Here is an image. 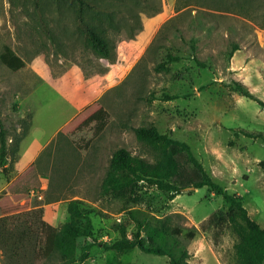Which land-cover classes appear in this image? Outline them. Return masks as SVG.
Returning a JSON list of instances; mask_svg holds the SVG:
<instances>
[{
    "label": "rangeland",
    "instance_id": "1",
    "mask_svg": "<svg viewBox=\"0 0 264 264\" xmlns=\"http://www.w3.org/2000/svg\"><path fill=\"white\" fill-rule=\"evenodd\" d=\"M87 1L96 9L79 13L72 0H0V55L7 48L24 62L12 72L0 61V132L6 139L0 197L26 193L24 209L0 217V264H62L41 252L43 225L59 230L69 221L71 201L91 211L98 244L74 264H169L168 257L137 248L103 247L133 240L139 224L147 242L144 230L160 228V221L183 232L163 238L165 244L156 238L177 257L187 252L180 264H195L198 250L208 253L210 264L214 253L237 264L235 233L225 227L216 237L219 229L200 230L212 213L228 209L209 188L174 195L142 182L127 203L103 194L101 185L119 148L152 165L161 160L134 134L154 125L187 143L211 179L239 195L264 228V141L238 132L264 136V107L232 89L244 85L264 103V0ZM86 28L104 39L107 57L91 46ZM165 50L180 60L158 69ZM75 92L89 95L81 107L98 101L106 113L103 128L92 123L57 133L78 108ZM20 153L37 155L23 172L22 188L9 190ZM188 230L197 231L192 240L184 235ZM91 242L79 240L78 254Z\"/></svg>",
    "mask_w": 264,
    "mask_h": 264
},
{
    "label": "trees",
    "instance_id": "2",
    "mask_svg": "<svg viewBox=\"0 0 264 264\" xmlns=\"http://www.w3.org/2000/svg\"><path fill=\"white\" fill-rule=\"evenodd\" d=\"M77 4L79 13L83 9H96L94 4L87 0H72ZM85 35L91 46L101 55L107 57V46L102 37L90 28L85 29ZM233 51L229 56H232ZM180 60L178 55H174L170 50H165L162 59L158 63V69L165 68L168 64ZM0 61L12 72H17L24 67V62L9 49H5L0 55ZM232 89L238 91L242 96L256 101L264 107V103L254 98L244 85L234 83ZM175 96H165L166 100H173ZM106 113L98 103L94 101L75 115L59 131L60 134H73L92 123L98 124L103 128ZM237 132V131H236ZM239 133L254 138H262L260 133L253 134L244 130ZM136 139L159 151L161 160L155 165L147 163L144 159L132 156L126 149L119 148L111 156L109 171L105 176L101 190L103 194H114L120 196L125 202L129 203L138 187L142 182L155 186L158 190L172 192L178 195L184 191L197 190L203 187L210 189L215 195L221 196L227 203L226 213H212L200 224V230L205 232L208 229H219L227 227L237 235L238 241L234 244V251L237 264H263L264 262V228L253 221L247 210L243 207L242 198L236 194H230L220 184L214 182L207 174L200 161L192 153L189 145L185 142L175 140L167 134L160 133L154 125L139 127L134 130ZM6 153V139L3 132H0V155ZM176 160H179L176 162ZM182 160V163H181ZM4 166V163L1 162ZM264 168V161L260 162ZM31 170V169H30ZM27 171V170H26ZM30 172V171H29ZM2 173L8 174V170L3 167ZM28 173V172H27ZM27 176V175H26ZM25 173L20 175L9 184V190H19L25 184ZM26 193L4 195L0 197V217L11 213H16L25 207L20 204ZM69 221L59 230L43 225L44 243L41 252L44 256H57L62 264H74L83 262L88 258V251L96 244L94 225L91 219V211L83 207L78 201H71L67 206ZM160 228L155 226L144 230L147 242L141 239V224L133 230V240L120 239L109 244H103L107 250L124 251L137 248L143 253L166 256L169 264H180L189 258L187 252L183 251L177 257L170 248L161 247L156 241L160 239L163 244L169 235H182L181 230L168 228L164 221L159 222ZM122 233L126 235V230L122 228ZM197 231L188 230L184 233L185 237L192 240ZM81 239H92V242L84 246L81 254H78V241Z\"/></svg>",
    "mask_w": 264,
    "mask_h": 264
},
{
    "label": "crops",
    "instance_id": "3",
    "mask_svg": "<svg viewBox=\"0 0 264 264\" xmlns=\"http://www.w3.org/2000/svg\"><path fill=\"white\" fill-rule=\"evenodd\" d=\"M76 91V90H75ZM76 96H77V102H75L76 106H78L76 112L68 119L67 122H69L75 115H77L80 111H82L85 107H87L89 104L93 103L96 100L91 101L90 103L86 104L85 106H80V103L84 100L87 99V94L82 93L79 95V92H75ZM64 123L62 126L59 127V129L57 130V133H59V131L61 130V128L66 124ZM37 155V154H36ZM36 155H25L20 153L18 159L16 160V162L14 163V172H16V175L14 176L13 179H16L18 176L21 175V173H23L26 169L29 168V166L34 162V159L36 157ZM12 179V180H13ZM46 212V211H45ZM205 255L207 256L208 253H206L204 250H198L195 251L194 253V262L195 264H210L209 263V258L205 257ZM213 259L215 260V264H229V262L222 256L221 253H214L213 254Z\"/></svg>",
    "mask_w": 264,
    "mask_h": 264
}]
</instances>
